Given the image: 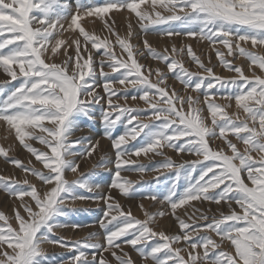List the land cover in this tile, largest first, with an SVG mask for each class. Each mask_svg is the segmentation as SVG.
<instances>
[{
	"label": "snow or ice",
	"instance_id": "1",
	"mask_svg": "<svg viewBox=\"0 0 264 264\" xmlns=\"http://www.w3.org/2000/svg\"><path fill=\"white\" fill-rule=\"evenodd\" d=\"M116 15L125 16L126 35L118 31ZM85 23L99 24V32ZM65 33L72 38H62ZM153 34L207 42L219 64L235 75H217L208 66L211 57L205 64L191 44L173 42L158 51L147 39ZM137 36L144 38L134 44ZM262 49L264 0H0V74L5 76L0 124L41 165L11 157L12 146H0L5 163L26 174L23 180L0 174V192L16 205L15 226L0 211V264H57L45 244L72 253L59 264H136L131 252L142 264H264ZM185 56L196 71L185 67ZM147 57L167 71L140 62ZM240 58L250 76L235 63ZM169 75L183 94L168 83ZM129 99L146 107H131ZM97 111L114 154L93 166L112 165L107 192L89 182L93 173L79 172L76 160L91 157L99 141L72 139ZM217 140L221 146L214 148ZM165 149L197 159L177 164ZM150 154L163 159L151 168L138 163ZM148 171L174 172V177L160 192L148 181L137 186L122 175ZM69 172L76 178L68 180ZM114 191L166 205L167 211L150 212L140 203L144 219H139ZM85 200L103 204L97 221L58 223L68 211H78L66 210L67 202ZM169 214L177 231L157 230L158 218ZM95 226L98 231L75 241L52 238L57 228Z\"/></svg>",
	"mask_w": 264,
	"mask_h": 264
},
{
	"label": "rangeland",
	"instance_id": "2",
	"mask_svg": "<svg viewBox=\"0 0 264 264\" xmlns=\"http://www.w3.org/2000/svg\"><path fill=\"white\" fill-rule=\"evenodd\" d=\"M86 3H98L102 2V0H85ZM124 15H116V27L118 31L120 32L121 35H126V25L127 21L124 19ZM85 26L89 29L92 30L93 27L99 32V24L92 25L91 23H85ZM136 30L139 31L138 26H135ZM65 39H71L72 35L70 33H65L64 37ZM144 37L142 36H137L136 39H134L132 42L134 44H139L140 41ZM147 39L150 41V43L153 45V47L157 48L158 51H162L166 46L171 47V44L175 42L177 46H183L187 44H191L193 50L196 52L198 56L205 62V64H208V57H211V64L208 66L214 67V71L216 72L217 75L223 76V77H229L232 75H235V73H230L226 71L218 62L215 53L211 51L209 45L207 42H199L198 40H193L190 38H185V37H173L171 40L168 38H161L157 35H148ZM223 50V49H222ZM71 51V49L69 50ZM262 54H264V49L259 50ZM63 57H61L62 59ZM185 67H187L191 71H196L197 68L196 66L190 61L189 58L186 56L183 58ZM228 59H232V57H228ZM59 62V61H57ZM141 63H144L146 65H150L153 68L159 66L163 71H167L165 66L163 64L157 65L156 61H153L150 57H147L145 59H142L140 61ZM235 63L238 65L243 66L245 74L246 75H251V73L248 71V65L247 61L244 58H240L238 60H235ZM107 70V69H106ZM5 76L3 74H0V81L4 80ZM15 84L16 82H12ZM168 83L175 87V89L181 94H183V86L176 81L171 75H169L168 78ZM193 96L196 95V93H192ZM121 103H124L123 100L120 101ZM218 103L224 104L226 101L224 100H218ZM128 105L131 107H139V108H145L146 105L142 101H132L131 99L128 100ZM228 111L234 112L235 107L233 105V108L228 109ZM96 118L92 121H87L81 126V130L77 131L72 139H75L76 137H88L93 143H95L97 140L99 141V147L96 149V151L93 153L91 157H76L77 163H79V172L88 174V173H93L91 176H88L87 178L89 179L90 183L93 184H99L101 187L98 189V191H103L107 192L108 191V183L111 180V175L108 172V169L112 167L111 164H108L106 167H96L94 168V165H97L100 162L101 156H107L109 159L114 158V154L111 150V144L110 141L107 139L103 138V126L100 122L99 119V112L97 111L95 114ZM235 142V141H233ZM0 146L3 147H9L12 146V151H10L9 155L14 158H19L21 159L24 163H27L29 159L33 161V164L35 167L40 168L41 165L35 162V159L30 156L29 153H27L26 150H24L18 142L14 141L13 137L8 134L6 131L5 127L0 124ZM35 147L41 148L42 146L39 144H34ZM85 146H87V142L85 143ZM218 146H221V141L217 140L215 144H213V147L216 148ZM166 155L171 157V159L177 163V164H182L185 161H191L197 159L196 156L191 155V154H180L177 155L175 151L170 150V149H165ZM255 155V154H254ZM133 159H137L133 157ZM163 157L160 156H150L148 158L145 157H140L138 159V163H143L149 168L153 167L157 162L161 161ZM163 171V170H162ZM0 174L3 175H13L15 176L16 179L18 180H23L26 176V174L19 170L16 169L14 166L5 163L4 158L0 157ZM123 176L127 177L128 179L137 182V186L142 184L144 181H148L153 184V186L160 192H163L167 186V184L170 182V180L174 177V172L169 173L165 172L164 175H160L157 172L153 171H148L141 175L138 172H125L122 173ZM157 177L159 178V184H157ZM66 178L68 180H73L76 178V176L72 173H67ZM27 179L31 183L37 184L38 187H40L39 182L32 176L28 175ZM181 187H183L186 184V181L181 179L180 181ZM83 191V190H82ZM116 198L120 201V203L124 206L125 209L130 208L133 215L136 216L139 219H144L143 212L140 210L138 205L140 203L144 204L145 209H147L150 212H156L160 210H165L167 211L166 205H161L159 203L153 202L151 200H142L138 196L134 200H129L126 199L122 196H120L117 192L112 193ZM196 204V207L199 208H211L213 212L217 210V206L214 204H199L197 202H193ZM235 207V205H233ZM16 207V205L13 203V200L9 198L5 193L0 192V211L4 212L6 215L9 216L10 222L13 223L15 226V221L11 219L13 215V209ZM77 209L78 211H68V215L64 217L58 218V223L62 224H74V223H79V224H88L91 225L93 222L97 221L98 218L102 215V212L100 211L101 208H103V204L100 203L99 205L94 202V201H76L75 203H72L71 201L67 202L65 205V209ZM221 209L227 213L228 209L226 206H221ZM191 211V210H189ZM23 214V213H22ZM211 214V213H210ZM179 215L182 218L184 217L183 211L179 212ZM2 223V222H0ZM98 226L95 227H82L78 229H73L71 227H64V228H57L55 229L54 233L52 234L53 239H60L63 238L65 241H75L78 239H82L85 237L89 232H95L98 231ZM157 230H164L169 233H174L177 231L176 227V221L174 218L169 214L166 215L162 218H158L157 221ZM45 250L50 254H56V259H57V264H59V261L61 259L67 260L72 253L66 251L65 249L60 248L58 245H50V244H45L43 246ZM225 248H227V244H225ZM132 258L136 261V264H142V261L139 257V255L135 252H131ZM105 256L107 257L108 254L105 253ZM111 259V257H108Z\"/></svg>",
	"mask_w": 264,
	"mask_h": 264
},
{
	"label": "bare ground",
	"instance_id": "3",
	"mask_svg": "<svg viewBox=\"0 0 264 264\" xmlns=\"http://www.w3.org/2000/svg\"><path fill=\"white\" fill-rule=\"evenodd\" d=\"M125 19V18H124Z\"/></svg>",
	"mask_w": 264,
	"mask_h": 264
}]
</instances>
